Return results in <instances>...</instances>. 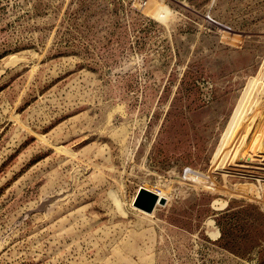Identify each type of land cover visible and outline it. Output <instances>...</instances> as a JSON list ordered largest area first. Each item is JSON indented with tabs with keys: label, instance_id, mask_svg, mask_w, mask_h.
Wrapping results in <instances>:
<instances>
[{
	"label": "rangeland",
	"instance_id": "374dc122",
	"mask_svg": "<svg viewBox=\"0 0 264 264\" xmlns=\"http://www.w3.org/2000/svg\"><path fill=\"white\" fill-rule=\"evenodd\" d=\"M0 264H264V0H0Z\"/></svg>",
	"mask_w": 264,
	"mask_h": 264
},
{
	"label": "water",
	"instance_id": "95a60500",
	"mask_svg": "<svg viewBox=\"0 0 264 264\" xmlns=\"http://www.w3.org/2000/svg\"><path fill=\"white\" fill-rule=\"evenodd\" d=\"M166 199L164 196H159L156 192L149 190L143 186H139L134 196L133 203L135 205L152 211L157 203H164Z\"/></svg>",
	"mask_w": 264,
	"mask_h": 264
},
{
	"label": "bare ground",
	"instance_id": "6f19581e",
	"mask_svg": "<svg viewBox=\"0 0 264 264\" xmlns=\"http://www.w3.org/2000/svg\"><path fill=\"white\" fill-rule=\"evenodd\" d=\"M156 206V205H155ZM155 208V207H154ZM154 208H153V210H154Z\"/></svg>",
	"mask_w": 264,
	"mask_h": 264
}]
</instances>
